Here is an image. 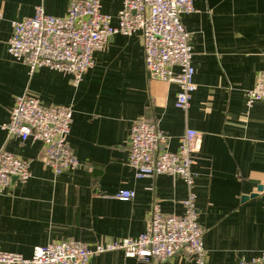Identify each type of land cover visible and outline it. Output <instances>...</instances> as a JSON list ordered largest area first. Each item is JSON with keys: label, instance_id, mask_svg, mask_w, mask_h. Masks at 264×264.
I'll return each mask as SVG.
<instances>
[{"label": "crops", "instance_id": "crops-1", "mask_svg": "<svg viewBox=\"0 0 264 264\" xmlns=\"http://www.w3.org/2000/svg\"><path fill=\"white\" fill-rule=\"evenodd\" d=\"M71 1L0 0V150L29 161L32 173L28 183L14 179L0 195V252L31 258L37 247L63 241L94 247L136 239L155 205L183 215L189 197L183 179H138L130 167L131 131L143 118L168 138L172 153L187 129L201 135L192 173L207 264H243L264 253V101L248 104L264 71V0H197L196 11L182 16L197 86L187 112L176 107V84L150 76L140 34L115 36L77 86L50 68L30 75L11 57L14 21L33 17L38 7L64 18ZM101 4L117 26L123 0ZM25 94L46 107L72 108L68 142L81 169L56 176L42 161L43 143L8 137L2 126ZM123 190L134 198L116 199ZM88 264L198 263L183 256L156 263L114 251Z\"/></svg>", "mask_w": 264, "mask_h": 264}, {"label": "built area", "instance_id": "built-area-1", "mask_svg": "<svg viewBox=\"0 0 264 264\" xmlns=\"http://www.w3.org/2000/svg\"><path fill=\"white\" fill-rule=\"evenodd\" d=\"M197 0H123V8L114 18L102 11L101 0H72L64 18L50 16L38 7L33 17L12 23L13 35L8 43L11 57L27 66L30 75L50 68L71 76L77 86L95 65V54L104 51L117 35L140 34L145 63L150 76L179 87L176 107L187 112L197 86L192 64L190 35L182 16L196 11ZM264 101V71L254 90L248 93V104ZM74 112L71 107L42 105L31 94L18 97L10 113V121L2 128L9 138L32 139L43 143L42 161L56 176L82 168L68 138ZM201 135L187 129L180 139L179 151L168 149V138L157 125L138 119L130 136V167L138 179L159 175L177 176L189 188L182 202L183 215L164 214L155 205L146 233L88 247L78 241H63L37 247L31 258L21 254L0 252V264H88L104 253L123 251L128 258L164 263L176 256L207 264L204 229L199 216L192 173L193 154ZM32 177L30 162L0 150V195L13 185L14 179L26 184ZM132 191H120L115 198L130 201ZM243 264H264V253Z\"/></svg>", "mask_w": 264, "mask_h": 264}, {"label": "water", "instance_id": "water-1", "mask_svg": "<svg viewBox=\"0 0 264 264\" xmlns=\"http://www.w3.org/2000/svg\"><path fill=\"white\" fill-rule=\"evenodd\" d=\"M262 190V188L260 187V191ZM254 196H256V195H253V196H251V198H253Z\"/></svg>", "mask_w": 264, "mask_h": 264}]
</instances>
